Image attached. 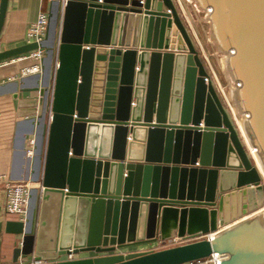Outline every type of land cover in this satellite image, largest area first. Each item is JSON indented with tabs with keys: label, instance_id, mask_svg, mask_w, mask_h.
I'll use <instances>...</instances> for the list:
<instances>
[{
	"label": "water",
	"instance_id": "1",
	"mask_svg": "<svg viewBox=\"0 0 264 264\" xmlns=\"http://www.w3.org/2000/svg\"><path fill=\"white\" fill-rule=\"evenodd\" d=\"M190 3L225 55L231 102L247 115L264 168V0ZM182 16L180 0H50L41 72L34 87L19 86L38 93L22 123L35 139L29 172L40 187L24 221L4 219L0 207V252L8 245L12 263L183 264L219 253L218 264H264V174ZM36 47L2 50L0 61ZM69 253L92 255L57 260Z\"/></svg>",
	"mask_w": 264,
	"mask_h": 264
},
{
	"label": "crops",
	"instance_id": "2",
	"mask_svg": "<svg viewBox=\"0 0 264 264\" xmlns=\"http://www.w3.org/2000/svg\"><path fill=\"white\" fill-rule=\"evenodd\" d=\"M48 9L49 0H8L4 23L0 32V51L25 44L24 33L27 25L36 19L40 10L48 12ZM193 39L195 42L197 41V47L198 44L201 46L198 38L193 36ZM137 50L140 52V47H137ZM207 53L209 55V52ZM30 63V60L15 59L8 64L0 66V88L9 85L12 88L9 91L0 90V174L10 176L14 180L29 179L33 187L39 188L40 183L34 182L29 172L31 170L32 156L34 155V145L31 146L29 140L34 139V136L26 131L25 128L27 126L25 123H22L24 119L34 116V110L37 104L33 103V100L37 99L38 93L21 92V88L19 87L20 85L28 88L34 87L36 83L35 75L38 73L23 76L25 83H21L20 78L22 77H18L21 67L29 65ZM52 67L54 70V64ZM11 77L12 79L8 80ZM15 81H19L16 90L13 87V82ZM19 123H22V128L18 125ZM22 149L25 150V155ZM29 150L31 151L30 153ZM20 175L22 176L20 177ZM2 188V184L0 183V207L3 212L4 193ZM4 219L17 220L12 215H4ZM3 236L6 237V235ZM157 245L158 240L152 239L129 244L117 250V252L128 253L133 251L155 250ZM90 255L92 253L73 254V258L87 257ZM65 258L66 255H62L57 260ZM31 259V257H28L12 263L10 248H8V245L2 244L0 264H26ZM42 261L45 262L47 260Z\"/></svg>",
	"mask_w": 264,
	"mask_h": 264
},
{
	"label": "built area",
	"instance_id": "3",
	"mask_svg": "<svg viewBox=\"0 0 264 264\" xmlns=\"http://www.w3.org/2000/svg\"><path fill=\"white\" fill-rule=\"evenodd\" d=\"M50 2V0H49ZM62 6L65 5L66 0H60ZM48 25V12L44 10H40L37 14V17L34 21L27 25V28L24 33V38L26 43H35L37 45L36 48L25 52L16 58H11L9 60L0 61V66L10 63L15 59L21 60L26 59L30 60L31 63L29 65H25L21 67L19 71L18 77L27 76L30 74L40 73L41 72V60L45 55V48L42 46V43L46 36ZM57 67V61L54 63V68ZM8 78V80H11ZM51 116L48 114V120H50ZM35 140L32 138L29 140V144L34 145ZM31 151L29 150V153ZM0 183L2 184V189L4 193V204H3V213L4 215H12L17 218V220L24 221L28 208H29V194L30 190L33 187L32 183L29 179H20L14 180L10 176L5 174H0ZM212 233L200 234L194 237L183 238L180 236H173L171 238L165 239L164 241L158 240V245H179L186 242L187 240H197L203 238H212ZM193 241V240H192ZM65 259H73V254L69 253L66 255ZM43 262L42 260H34L31 259L26 264H35ZM219 260L217 259V254L212 253L208 257L191 260L185 262L183 264H218Z\"/></svg>",
	"mask_w": 264,
	"mask_h": 264
},
{
	"label": "rangeland",
	"instance_id": "4",
	"mask_svg": "<svg viewBox=\"0 0 264 264\" xmlns=\"http://www.w3.org/2000/svg\"><path fill=\"white\" fill-rule=\"evenodd\" d=\"M191 0H186V4H184V9H182V13H183V20L185 22H187V24L190 26L192 33L194 34V36L196 38H198V41L200 42L201 46L199 45V49H201V53L204 56H207L206 59V65L208 66V70L209 72L215 77L217 83H219V93L221 95V97L224 99V101L226 100L229 104V106L233 109L234 105L231 102V97L230 95V91H231V82L228 81L224 70H223V61H224V57L225 55H221L219 53H216V51L214 50V47L212 46V44L207 40L208 38V29H207V22H206V16L205 13L197 10L191 3ZM184 10V12H183ZM207 13L208 10L206 11ZM197 40V39H196ZM206 53L203 54V51ZM209 52V55L208 53ZM217 77V78H216ZM233 86V85H232ZM224 91V92H223ZM229 97L230 100L228 101L227 98ZM225 101V103H226ZM234 213L237 214V212L239 211L238 206L236 207V205H234ZM241 211V210H240ZM231 212V211H230ZM241 213V212H240ZM235 214V215H236ZM8 238H5V241H7ZM194 239L191 240H187V241H192ZM175 246V245H172ZM165 247H171V246H167V245H157L155 248V250L158 249H162Z\"/></svg>",
	"mask_w": 264,
	"mask_h": 264
},
{
	"label": "bare ground",
	"instance_id": "5",
	"mask_svg": "<svg viewBox=\"0 0 264 264\" xmlns=\"http://www.w3.org/2000/svg\"><path fill=\"white\" fill-rule=\"evenodd\" d=\"M187 2H186V0H180V4H181V6H182V9H184V4H186ZM207 11V10H206ZM210 10H208V12H209ZM183 12H184V10H183ZM197 37V36H196ZM202 47V46H201ZM225 58V57H224ZM217 78V77H216ZM232 84V83H231ZM233 85V84H232ZM231 85V89H233L235 86H236V84H234L233 86ZM224 92V91H223ZM231 92L232 91H230V97H231ZM227 98V97H226ZM230 100V98L228 97L227 98V100ZM228 100V101H229ZM230 104V103H229ZM232 109V108H231ZM232 111H233V115H234V117H235V121H236V124H237V126H238V128H239V130H240V133H241V135H242V137H243V139H244V141H245V144H246V146H247V148H248V150H249V153H250V155L253 157V159H254V161H255V163H256V165H257V169L259 170V173L261 172V173H263L264 174V168H263V166H262V164H261V161H260V159H259V156H258V152L256 151V149L254 148V147H252L251 145H250V142H249V138H248V136H247V134H246V132H245V129H244V124H245V122H246V120L248 119V117H247V115L246 114H239V113H237V111L235 110V108H233L232 109ZM258 211V210H257ZM212 236H214L215 235V233L213 232L212 234H211ZM217 254V259L219 260V263L225 258V257H223L221 254H219V253H216Z\"/></svg>",
	"mask_w": 264,
	"mask_h": 264
}]
</instances>
